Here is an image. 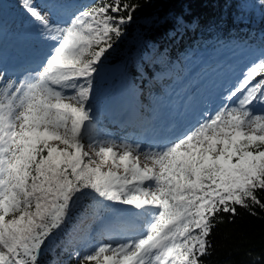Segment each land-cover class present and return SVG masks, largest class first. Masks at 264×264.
I'll return each mask as SVG.
<instances>
[{
	"label": "snow or ice",
	"instance_id": "obj_1",
	"mask_svg": "<svg viewBox=\"0 0 264 264\" xmlns=\"http://www.w3.org/2000/svg\"><path fill=\"white\" fill-rule=\"evenodd\" d=\"M16 6L45 54L18 79L0 70V264H43L86 197L133 206L138 225L74 253L77 264H204L221 214L264 209V42L238 82L222 80L194 114L153 127L142 151L100 127L95 86L138 5ZM165 56L157 53L161 63ZM141 156L150 163L141 166Z\"/></svg>",
	"mask_w": 264,
	"mask_h": 264
},
{
	"label": "trees",
	"instance_id": "obj_2",
	"mask_svg": "<svg viewBox=\"0 0 264 264\" xmlns=\"http://www.w3.org/2000/svg\"><path fill=\"white\" fill-rule=\"evenodd\" d=\"M17 2L0 0L2 53H8L10 47L17 51L24 47L30 53L26 44L30 38L36 39L23 29ZM132 2L138 5L133 20L106 54L95 81L100 126L106 130L117 129L105 105L120 85L135 109V118L120 124V128L128 127L132 134L142 135L143 129L150 130L157 123V113L167 112L165 96L175 99L178 94L173 91L181 82L205 74L213 66H223L227 56H241L238 65L246 68L250 50L264 42V5L259 0ZM158 52L166 53L165 63L157 59ZM258 195L264 199V192ZM254 210L256 214L252 215L237 207V215L231 220L229 214H221L222 222L212 232V248L203 258L204 264H264V209ZM137 212L132 221L123 223L117 219L111 202L83 198L65 230L50 245L43 264H77L74 253L83 254L100 243L136 233ZM109 221L110 227L105 229L101 224Z\"/></svg>",
	"mask_w": 264,
	"mask_h": 264
},
{
	"label": "rangeland",
	"instance_id": "obj_3",
	"mask_svg": "<svg viewBox=\"0 0 264 264\" xmlns=\"http://www.w3.org/2000/svg\"><path fill=\"white\" fill-rule=\"evenodd\" d=\"M26 45H28L32 52H26L28 50L24 49V47L19 51L14 50L13 47H10V51L8 53L0 52V70L7 72L12 78L18 79L22 74L25 73L27 69L36 67L38 61L45 54V47L35 38H30ZM240 57L227 56L224 59L225 62L223 66H213V68L209 71H206L205 74L200 76L196 75L193 79L187 78L185 81L181 82L180 85L173 91L177 92L178 94L175 99H173L170 95L165 96V103L167 105L165 111L167 112L163 114L160 113L158 116L159 126L157 128L162 129L164 127L170 126L173 121L178 119L180 115L186 111L189 113V115L194 114L200 106L199 102L202 101L207 96V94L211 92V90H213L214 85L218 84L222 80L230 78L232 79L233 83L238 82V79L242 78L241 74L243 70L246 69L244 66L238 65L239 60L242 58ZM197 70L198 68L192 72L197 73ZM188 79L190 80V85L187 88H183ZM132 107V100L125 93L121 85L105 105V108L111 111L109 114H113L115 117L117 116V118L120 117L119 115L124 116L127 111L131 110L132 112ZM100 127H102L112 139L126 141L128 143H140L142 151H147L149 148L150 144L143 143L142 141H135L134 139L132 140L130 138H123V135L109 132L103 126ZM144 135L148 138L151 137V133L145 132ZM144 163L150 162L145 161L143 156H141V166H143ZM102 170L107 171L108 169L104 168ZM118 171L123 170L119 169ZM113 210L117 219L123 223L132 221L133 215L137 212V210H135L131 205L120 206L113 204ZM101 225L105 227V229H109L110 221L104 222Z\"/></svg>",
	"mask_w": 264,
	"mask_h": 264
}]
</instances>
